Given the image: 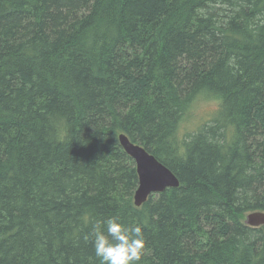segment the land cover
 <instances>
[{
	"label": "trees",
	"instance_id": "1",
	"mask_svg": "<svg viewBox=\"0 0 264 264\" xmlns=\"http://www.w3.org/2000/svg\"><path fill=\"white\" fill-rule=\"evenodd\" d=\"M213 121L179 137L194 105ZM180 186L135 204L119 137ZM264 0H0V264H100L90 234L140 226L138 264H264Z\"/></svg>",
	"mask_w": 264,
	"mask_h": 264
},
{
	"label": "clouds",
	"instance_id": "2",
	"mask_svg": "<svg viewBox=\"0 0 264 264\" xmlns=\"http://www.w3.org/2000/svg\"><path fill=\"white\" fill-rule=\"evenodd\" d=\"M100 264H138L145 239L140 226H129L116 217L97 222L90 234Z\"/></svg>",
	"mask_w": 264,
	"mask_h": 264
},
{
	"label": "water",
	"instance_id": "3",
	"mask_svg": "<svg viewBox=\"0 0 264 264\" xmlns=\"http://www.w3.org/2000/svg\"><path fill=\"white\" fill-rule=\"evenodd\" d=\"M125 152L135 161L139 187L135 193V204L142 206L153 194H161L170 188H178V178L141 145L135 144L125 135L119 137ZM245 224L251 227L264 226V213L248 214Z\"/></svg>",
	"mask_w": 264,
	"mask_h": 264
},
{
	"label": "rangeland",
	"instance_id": "4",
	"mask_svg": "<svg viewBox=\"0 0 264 264\" xmlns=\"http://www.w3.org/2000/svg\"><path fill=\"white\" fill-rule=\"evenodd\" d=\"M220 109V103L213 99L198 101L192 111L187 115L179 129V137L197 131L201 126L213 121Z\"/></svg>",
	"mask_w": 264,
	"mask_h": 264
}]
</instances>
